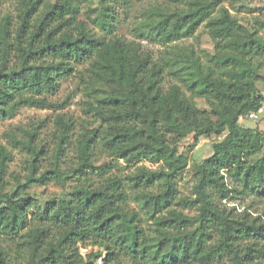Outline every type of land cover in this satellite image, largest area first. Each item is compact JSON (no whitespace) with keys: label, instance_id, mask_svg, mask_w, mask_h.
Returning <instances> with one entry per match:
<instances>
[{"label":"trees","instance_id":"obj_1","mask_svg":"<svg viewBox=\"0 0 264 264\" xmlns=\"http://www.w3.org/2000/svg\"><path fill=\"white\" fill-rule=\"evenodd\" d=\"M104 1L107 10L109 1L127 2ZM179 1L186 7L158 13L148 33L170 43L192 36L204 23L214 43L210 64L191 58L174 70L189 95L176 84L164 88V67L138 44L96 36L78 19L72 0H16L13 34L9 16L0 23V117L24 106L53 107L45 93L55 92L59 81L85 62L84 73H77L102 93L92 106L100 128L78 139L77 162L67 169L61 165L70 122L62 116L56 118L59 131L50 165L39 171L33 154L24 180L6 192L10 154L0 145V233L21 232L25 264H97L103 253V264H262L264 221L222 200L232 193H255L264 178V157L253 158L264 145V134L237 122L240 114L264 102L253 62L264 55V40L230 14L225 0ZM108 17L103 14L101 27L112 34ZM257 24L264 27V20ZM222 134L212 155L193 165L195 197L181 199L195 215L175 210L176 180L187 166L179 150L182 140L190 135L194 145L198 137ZM27 136L32 140L34 133ZM97 147L115 160L144 159L157 168L138 166L124 177L108 174V166L97 172ZM225 172L237 181L232 187ZM94 174L100 176L95 183ZM72 179L76 185L68 198L49 205L28 193L32 184L64 186ZM30 213L38 222L28 227ZM144 218L152 226L146 227ZM87 246L98 249L82 254L80 248ZM3 259L0 249V264Z\"/></svg>","mask_w":264,"mask_h":264},{"label":"rangeland","instance_id":"obj_2","mask_svg":"<svg viewBox=\"0 0 264 264\" xmlns=\"http://www.w3.org/2000/svg\"><path fill=\"white\" fill-rule=\"evenodd\" d=\"M57 2L59 0H50ZM77 8L78 19L93 31L96 36L110 39L114 36L123 38L128 42L136 43L142 51L148 52L155 62L161 63L164 67L163 86L167 88L171 84L179 85L182 91L189 95V91L183 81L174 71L177 67L186 65L191 58H197L203 66L210 64L208 56L214 54V43L208 33L207 28L201 23L192 36L184 37L170 43L159 42L152 34L148 33L149 25L159 18L158 13L172 12L175 9L186 7L185 3L179 0H127L126 3L120 1H109L107 10L104 0H72ZM222 5L226 7L230 14L248 27L250 30L258 32L264 40V27L258 28L257 19L264 20V0H225ZM108 13V20L113 25V33L109 34L101 27L103 14ZM18 4L16 0H0V23L5 16H9L8 28L10 34L18 21ZM218 12L214 11L213 15ZM258 28V29H257ZM15 59L11 57L10 62ZM177 62V65H173ZM255 68L260 74L256 81L257 89L264 94V55L253 60ZM87 62L76 65L75 71L70 76L59 81L57 90L53 93H45L46 98L54 103L50 108H37L24 106L18 108L10 117H0V145L4 146L10 154L5 174V192L13 189L17 181L22 182L27 174V160L34 154L38 155L37 169L44 170L50 165L51 155L54 148L55 136L59 131L56 123L57 116H62L70 122L69 143L65 150V156L61 167L67 169L68 166L77 162V142L83 134L93 128H100V122L94 115L93 105L98 104L97 99L102 96L98 87H90L77 73H84ZM85 77V76H84ZM200 107L205 103L201 99H196ZM242 126V125H241ZM248 128H253V124H247ZM34 133L32 140L27 133ZM221 136H201L198 142L192 144L189 135L183 139L179 150L187 158V166L180 172L176 180V196L173 201L175 210L183 214L193 216L195 209L181 203V199L194 198L193 186L195 176L193 165L200 163L205 158L212 155ZM264 157V145L253 155V158ZM96 171H100L104 166H108V174H115L124 177L127 173L135 170L138 166H147L155 169L157 164L140 159L132 163H126L123 159L115 160L97 147L94 155ZM225 182L232 187L237 183L230 173L225 172ZM93 182L100 179L98 174L92 175ZM76 185L75 179L68 180L62 186L49 182L45 185L32 184L28 193L41 205H49L57 199H66L71 192V188ZM227 207L234 206L235 211L247 210L252 216H259L264 221V178L261 184L256 186L255 193L236 194L222 200ZM130 209L138 210L134 202H128ZM146 227H150L151 221L143 219ZM38 221L30 213L28 215V227L33 226ZM21 233V232H20ZM0 233V249L3 251L2 264H25V248L20 244L19 235ZM97 247L87 246L80 248L82 254ZM98 259L97 264H103L102 258ZM227 262V261H224ZM131 264V263H127ZM264 264V260L262 262Z\"/></svg>","mask_w":264,"mask_h":264},{"label":"built area","instance_id":"obj_3","mask_svg":"<svg viewBox=\"0 0 264 264\" xmlns=\"http://www.w3.org/2000/svg\"><path fill=\"white\" fill-rule=\"evenodd\" d=\"M237 122L243 127H247V124L252 123L254 126L253 131L264 134V102L259 104L256 108L242 113L238 116Z\"/></svg>","mask_w":264,"mask_h":264}]
</instances>
